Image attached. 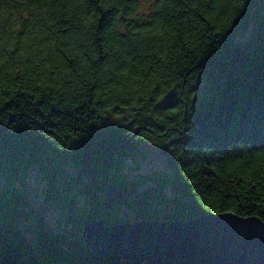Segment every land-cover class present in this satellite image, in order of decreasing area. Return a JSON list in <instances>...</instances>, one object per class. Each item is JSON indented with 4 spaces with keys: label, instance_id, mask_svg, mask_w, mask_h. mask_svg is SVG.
<instances>
[{
    "label": "trees",
    "instance_id": "obj_1",
    "mask_svg": "<svg viewBox=\"0 0 264 264\" xmlns=\"http://www.w3.org/2000/svg\"><path fill=\"white\" fill-rule=\"evenodd\" d=\"M138 9L0 0V264H142L82 240L83 223L104 215L105 182L124 193L111 222L264 221V0ZM137 142L157 144L164 168L126 167ZM32 170L72 228L28 205L18 183Z\"/></svg>",
    "mask_w": 264,
    "mask_h": 264
},
{
    "label": "water",
    "instance_id": "obj_2",
    "mask_svg": "<svg viewBox=\"0 0 264 264\" xmlns=\"http://www.w3.org/2000/svg\"><path fill=\"white\" fill-rule=\"evenodd\" d=\"M99 187L104 215L81 227L82 240L99 257L116 255L142 264H264V221L256 215L226 211L111 222L124 193L110 182Z\"/></svg>",
    "mask_w": 264,
    "mask_h": 264
},
{
    "label": "rangeland",
    "instance_id": "obj_3",
    "mask_svg": "<svg viewBox=\"0 0 264 264\" xmlns=\"http://www.w3.org/2000/svg\"><path fill=\"white\" fill-rule=\"evenodd\" d=\"M153 0H138L139 9L138 13L141 15H147L152 8ZM251 35V29L247 31L245 38ZM137 154L129 157L125 163L126 167H131L135 170L133 173H147L151 170L162 169L163 157L160 154V148L155 143L148 142H137ZM18 187L25 188L27 191V202L30 207H34L42 211L44 219H46L49 224L55 230L64 231V229L72 228L71 225H66L63 222V213L60 211L59 205L53 200H47L44 195V189L46 187L45 182L38 176L35 170L29 172V175L18 183ZM17 185V184H16ZM118 203V202H117ZM121 216L129 212V207L127 203L122 206ZM117 206L115 207L116 210ZM120 209V207L118 206Z\"/></svg>",
    "mask_w": 264,
    "mask_h": 264
}]
</instances>
